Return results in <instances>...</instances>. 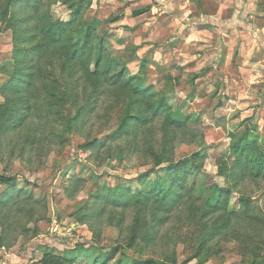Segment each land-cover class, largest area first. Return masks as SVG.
Masks as SVG:
<instances>
[{
    "label": "rangeland",
    "instance_id": "rangeland-1",
    "mask_svg": "<svg viewBox=\"0 0 264 264\" xmlns=\"http://www.w3.org/2000/svg\"><path fill=\"white\" fill-rule=\"evenodd\" d=\"M2 7L0 0V12ZM46 10L55 20H76L61 0ZM93 19L102 22L95 36L106 57L119 65L98 70L99 95L94 97L91 75L99 54L93 50L78 67L81 80L68 89L62 79H70V63L56 50L51 60L41 61L44 71L52 66L54 74L42 81V103L25 123L4 128L0 112V176L16 179L12 185L0 183V244L6 248V264H39L47 249L62 257L76 246L121 247L124 255L116 260L125 264H249L243 248L253 243L244 241L248 232H261L264 240V174L237 177L229 196L230 213L239 211L244 196L255 217L234 219L226 234L208 246L212 249L205 262L194 257L206 189L228 188L218 166L234 160L231 135L255 128L264 150V0H93L83 21ZM13 57L12 34L0 18V109L8 113L16 108L15 95L4 90ZM121 71L125 81L131 80L128 86L114 83ZM138 79L154 93L146 104L161 101L162 110L135 141H112L129 107L126 95ZM165 103L183 127H165ZM169 129L176 136L172 153L164 146ZM92 142L106 146L85 148ZM162 154L167 161L157 167L155 157ZM196 154V165L185 170L181 191H190L180 204L167 215L150 209L146 216L151 240L135 228L137 208H108L100 218L89 213L103 183L113 187L117 178L137 192L146 176H164L171 162ZM259 248L264 255V242Z\"/></svg>",
    "mask_w": 264,
    "mask_h": 264
},
{
    "label": "trees",
    "instance_id": "trees-1",
    "mask_svg": "<svg viewBox=\"0 0 264 264\" xmlns=\"http://www.w3.org/2000/svg\"><path fill=\"white\" fill-rule=\"evenodd\" d=\"M74 1L61 0L63 4L69 6L73 17L76 19L71 23L55 20L50 12L46 10V7L53 0H3L0 18L6 29L11 32L14 45V70L11 72L4 90L10 91L16 97L14 101L16 108L12 113H8L6 108L0 109V112L3 110L2 112L5 114V121L1 123L4 128L7 126H21L25 123L30 111L42 103L41 95H38L40 85L47 78L46 75H48L50 81V76L54 74V71L52 66L44 71L41 61L43 59L46 62L51 60L52 53H55L56 50H60L61 54L67 56L66 63H70L67 68L70 79H67V77L62 79L68 89H74L81 80L82 77L78 76L80 73L78 67L86 63L93 50L99 54L95 62L96 70L91 73L95 77L94 97L99 95L102 84L98 70L104 66L119 69L118 63L106 57L104 44L95 36L97 30L102 26V22L99 19H93L91 23L83 21V16L92 6L93 0ZM144 12L135 13V16H139ZM125 78V72L121 71L117 74L114 83L119 85L124 82L128 86L131 80L125 81ZM67 80H70L69 85ZM72 82L73 87L71 86ZM153 95L154 93L151 92L150 88H144L142 80L138 79L135 88L133 87L130 94L126 95L129 107L125 110L121 124L118 130L111 135L110 140L116 141L127 137L130 138V141H135L138 132L154 122L155 117L162 110V102L156 103L157 101H155L146 104V100ZM7 100L8 104L12 102L9 97H7ZM164 106L165 111L169 112L168 118L165 119V127L170 128L173 124H176L178 128L183 127V122L177 118L178 114L174 113L169 106L167 107L166 103ZM94 108L93 105V110ZM76 121L73 120L71 124L75 125ZM176 126L174 125V127ZM259 136L257 130L252 127L246 128L239 135H231V158L234 160L229 163L222 162L218 166L219 175L226 179L228 188L220 189L216 186L206 189L208 195L203 205H201L202 210L204 209V215L202 216L204 221L198 236V246L194 257L198 258L201 263L205 262V257L212 249L208 246L214 243L217 238L226 234L233 226L232 221L234 219L243 217L252 220L255 217L250 198L240 197V209L234 213L228 211V202L234 188L233 181L237 177L248 174L258 178L264 174V150L261 145L263 139L261 140ZM175 144L176 136L173 130L169 129L165 134L164 146L168 152L172 153ZM105 146L106 143L92 142L86 145L85 148L100 149ZM165 157L164 154L156 156L155 166L158 167L164 164L167 161ZM199 158L200 155L196 154L177 163L171 162L168 167L169 173L164 176L158 175L155 179H149L146 176V180L139 183L140 190L137 192L122 184L121 180L117 178H115L116 183L113 187L103 183L101 192L93 198L89 213L95 214L96 218H100L108 208H137L138 216L135 228L138 232L145 230L142 236L147 237V241H149L151 240V234L146 216L149 215L150 209L162 211L160 216L173 211L175 206L190 191V189L185 192L181 191L185 188V170L188 166H195ZM101 178H104V176ZM15 182V178L0 176V183L3 185H12ZM160 216L154 218L160 219ZM140 223H143L141 227H137ZM250 225L252 226L250 230H255V225ZM243 228L248 230L249 226L245 225ZM244 241L253 242L251 247L243 245L245 251H248L247 260L249 264H264V255L257 252L260 250L261 243L264 242L262 233L248 232L247 239ZM132 244L128 248H131ZM2 247H5V245L0 244V248ZM120 248L76 246L74 249L65 252L62 257L55 256L52 249H47L43 252L39 264H76L79 260H82L83 264H125L119 259V261L116 260L118 256L124 255ZM202 252H204L203 257H201ZM133 264H163V262L141 261Z\"/></svg>",
    "mask_w": 264,
    "mask_h": 264
},
{
    "label": "crops",
    "instance_id": "crops-1",
    "mask_svg": "<svg viewBox=\"0 0 264 264\" xmlns=\"http://www.w3.org/2000/svg\"><path fill=\"white\" fill-rule=\"evenodd\" d=\"M6 254V248H0V264H6V260L8 259V257H6Z\"/></svg>",
    "mask_w": 264,
    "mask_h": 264
}]
</instances>
